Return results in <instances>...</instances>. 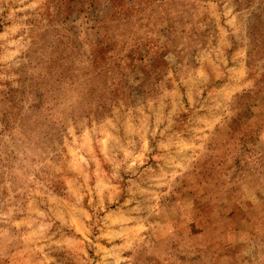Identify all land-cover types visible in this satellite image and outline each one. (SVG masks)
I'll use <instances>...</instances> for the list:
<instances>
[{
	"label": "rangeland",
	"instance_id": "374dc122",
	"mask_svg": "<svg viewBox=\"0 0 264 264\" xmlns=\"http://www.w3.org/2000/svg\"><path fill=\"white\" fill-rule=\"evenodd\" d=\"M0 264H264V0H0Z\"/></svg>",
	"mask_w": 264,
	"mask_h": 264
}]
</instances>
